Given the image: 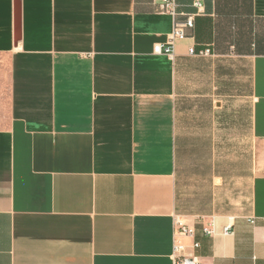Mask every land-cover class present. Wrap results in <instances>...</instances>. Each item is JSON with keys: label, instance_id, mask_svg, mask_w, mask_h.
<instances>
[{"label": "crops", "instance_id": "1", "mask_svg": "<svg viewBox=\"0 0 264 264\" xmlns=\"http://www.w3.org/2000/svg\"><path fill=\"white\" fill-rule=\"evenodd\" d=\"M159 5L0 0V264H264V0Z\"/></svg>", "mask_w": 264, "mask_h": 264}, {"label": "built area", "instance_id": "2", "mask_svg": "<svg viewBox=\"0 0 264 264\" xmlns=\"http://www.w3.org/2000/svg\"><path fill=\"white\" fill-rule=\"evenodd\" d=\"M198 7V3H196ZM159 10L163 13L169 14L171 16L176 15V0H160ZM193 26V20L191 17L187 19L185 24L180 25L176 24L169 35V39L167 44L163 47L161 45H156L153 49L156 54H164L169 57H172V45L175 41L181 40L184 38V28H191ZM193 54V52H190ZM203 55L208 54V51L202 53ZM175 230H174V238H175V246L174 252L172 255V264H202L200 259L194 255H184L183 247L178 244V240L181 237L192 236L193 229L186 227L183 223L179 221L178 218L175 219ZM206 234H211L210 230H205ZM224 233H230V229L227 227L224 229ZM198 246L197 243L193 244V247L196 248Z\"/></svg>", "mask_w": 264, "mask_h": 264}]
</instances>
